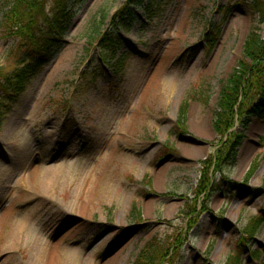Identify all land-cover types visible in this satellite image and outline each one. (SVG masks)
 <instances>
[{
	"label": "rangeland",
	"instance_id": "obj_1",
	"mask_svg": "<svg viewBox=\"0 0 264 264\" xmlns=\"http://www.w3.org/2000/svg\"><path fill=\"white\" fill-rule=\"evenodd\" d=\"M125 1L74 5L58 52L0 119V264H43V244L53 264H132L153 237L170 242L162 264H264V110L214 125L250 7L142 0L102 61L90 34ZM4 33L10 70L18 44ZM206 172L216 189L196 197ZM23 217L28 236L8 241Z\"/></svg>",
	"mask_w": 264,
	"mask_h": 264
},
{
	"label": "trees",
	"instance_id": "obj_2",
	"mask_svg": "<svg viewBox=\"0 0 264 264\" xmlns=\"http://www.w3.org/2000/svg\"><path fill=\"white\" fill-rule=\"evenodd\" d=\"M141 1L126 0L110 16L108 21L110 27L107 29H100L106 19V13L102 14L99 24L94 26L90 38H97L102 61L107 58L106 55H112L114 52V47L121 39L122 30L126 29L136 16L135 8ZM237 1L244 2L250 7L253 23L243 43L242 54L220 90L219 108L214 120L218 131L221 130L222 125H229L236 114L248 117L249 114L264 110V36L259 33L260 23L264 21V0ZM79 2L80 0H3L0 29L5 31V36L12 37V40L18 44V51L10 70L0 67V119L9 110L10 102L20 94L25 82L39 72L42 66L58 52L61 46L59 40L62 36L59 31L63 29L66 19L72 13L73 6ZM123 58L122 56L121 60ZM121 60L113 64L116 72L123 68ZM93 79L87 75L82 76L83 86H88ZM183 112L181 109V113ZM180 117L181 115L177 124ZM229 152L217 155L216 158L219 160L213 168L214 173L220 172L229 158ZM202 163L205 170L210 169L211 157ZM205 175L206 177L202 178L197 186L196 197L201 193L207 197L216 189L217 177L212 179L207 176V172ZM167 238L153 237L148 240L141 247L132 264H162L171 246ZM171 243L175 244V242ZM230 260L228 264H239L238 258L230 257Z\"/></svg>",
	"mask_w": 264,
	"mask_h": 264
},
{
	"label": "bare ground",
	"instance_id": "obj_3",
	"mask_svg": "<svg viewBox=\"0 0 264 264\" xmlns=\"http://www.w3.org/2000/svg\"><path fill=\"white\" fill-rule=\"evenodd\" d=\"M60 169L59 171L57 170V172H61L62 169L61 168H58ZM28 218L27 217H23L21 218L20 220H17L15 222L12 223V229L10 231V235H12L13 237H9L8 241H12V240H16V239H23V237L28 236V232H29V227H28ZM8 245V243H7ZM47 248L48 246L47 245H44L42 246L41 248V253H40V256H39V261H42L43 264H53V263H50L49 260H48V252H47ZM47 254H46V252Z\"/></svg>",
	"mask_w": 264,
	"mask_h": 264
}]
</instances>
